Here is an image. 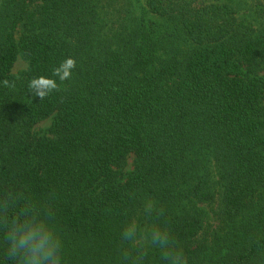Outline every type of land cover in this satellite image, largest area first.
<instances>
[{
	"label": "trees",
	"instance_id": "obj_1",
	"mask_svg": "<svg viewBox=\"0 0 264 264\" xmlns=\"http://www.w3.org/2000/svg\"><path fill=\"white\" fill-rule=\"evenodd\" d=\"M132 1L0 0V197L51 207L61 264H119L146 198L188 264H264V0Z\"/></svg>",
	"mask_w": 264,
	"mask_h": 264
},
{
	"label": "clouds",
	"instance_id": "obj_2",
	"mask_svg": "<svg viewBox=\"0 0 264 264\" xmlns=\"http://www.w3.org/2000/svg\"><path fill=\"white\" fill-rule=\"evenodd\" d=\"M76 68L75 59L69 57L53 69V77L60 82L70 80ZM4 87L14 88V82L3 80ZM30 92L43 100L59 90L56 79L40 76L33 78ZM19 197L5 194L0 197V231L6 244V254L13 264H61L62 240L50 223V206L37 207L30 202L20 205ZM164 216L155 201L146 198L137 215L132 216L121 232L119 264H146L150 252L160 253L163 264H188L187 257L174 239L166 223H148L153 217ZM143 218L144 224H141Z\"/></svg>",
	"mask_w": 264,
	"mask_h": 264
},
{
	"label": "rangeland",
	"instance_id": "obj_3",
	"mask_svg": "<svg viewBox=\"0 0 264 264\" xmlns=\"http://www.w3.org/2000/svg\"><path fill=\"white\" fill-rule=\"evenodd\" d=\"M238 4H243L244 2H245V4L243 5V9H244V11H245V13L243 12V14H246V15H249V13H250V8H249V10L247 9V7H248V5H247V3H252L251 1L252 0H235ZM133 2V6H134V12H135V14H137V15H140L141 14V12H142V7L140 6V4L138 5L136 2H135V0H133L132 1ZM247 9V10H246ZM150 18H152V19H154V17H151V16H149ZM157 21H158V19H157ZM160 22V21H159ZM26 69H27V63L22 59V58H18L17 59V61H16V63H15V65H14V68H13V71H12V73H13V75H15V76H18V75H20L22 72H24V71H26ZM49 124H50V121H46V122H43V123H41V124H39V125H37L36 126V128H35V130H44V129H46L48 126H49ZM131 163H132V160H129V163H128V167H127V170H131ZM212 209H214V211L216 210V203L212 206ZM212 225H213V228H215L216 227V223H214V222H212Z\"/></svg>",
	"mask_w": 264,
	"mask_h": 264
}]
</instances>
